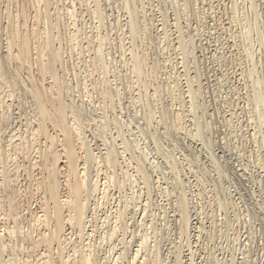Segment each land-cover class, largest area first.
<instances>
[{
    "label": "bare ground",
    "instance_id": "1",
    "mask_svg": "<svg viewBox=\"0 0 264 264\" xmlns=\"http://www.w3.org/2000/svg\"><path fill=\"white\" fill-rule=\"evenodd\" d=\"M159 1L172 6L173 23L168 8L157 9ZM214 1L0 0V264H198L193 237L216 235L202 223L194 226L193 218L207 212L191 191L205 182L246 236L232 238L226 261L205 247L201 264H256L252 244L264 227V174L247 165L264 170V148L259 151L252 117L240 121L233 105L224 113L211 90L203 59L217 55L207 51L201 31L206 5ZM120 11L129 21L123 23ZM88 13L94 31L91 21L78 24ZM169 26L176 28L172 38ZM66 35L71 48L62 45ZM93 43L94 57L75 59ZM91 68L100 71L99 80ZM262 90L255 92L257 103ZM163 140L180 151L186 167L178 154L160 148ZM214 217L208 218L216 226Z\"/></svg>",
    "mask_w": 264,
    "mask_h": 264
},
{
    "label": "rangeland",
    "instance_id": "2",
    "mask_svg": "<svg viewBox=\"0 0 264 264\" xmlns=\"http://www.w3.org/2000/svg\"><path fill=\"white\" fill-rule=\"evenodd\" d=\"M155 1V0H154ZM217 1V2H216ZM214 1V3L212 4V8L209 7V5H206V9L209 8L208 10H206L207 12L209 11V13L207 14V18L206 20L204 19L205 21V25L206 27H204V30L202 29L201 33L204 35V37H207L209 40L208 42L209 45L208 47L212 50H207L209 51L210 53H214L215 57L217 58H211L210 55H208L207 57H204V63L206 65V68L208 70V76H209V80H211L210 84L211 85V90L215 93V89H216V92L218 93H215L217 94V99L219 97V99L217 100L218 101V104L220 105V108L221 110L225 109L224 110V113L226 114H229L231 111V106L233 105L234 107L232 108H235L237 109L236 111V114H238V117H240V121H243L244 123H246V121H244L245 119H248L250 120V118L252 117V121L251 123H253L252 125L256 126L254 127L253 131H255L257 135V145L259 146V151L261 150V148H264V100L263 101H260V103L254 101L256 100V98L254 99V95L256 97V93L261 95L263 92H261L260 90L264 91V0H216ZM262 1V3H261ZM160 2V1H159ZM104 3V2H103ZM162 2L160 3H156L157 4V9L160 10V7L163 8L166 10L167 8V12H169L167 15V18L169 20H171V23H173L175 20H172L171 18H175L174 16V12H173V8L170 4H166L164 1L163 3L164 4H161ZM223 3V4H222ZM215 4V5H214ZM238 4V5H236ZM255 6H254V5ZM78 7H81L77 4ZM159 6V7H158ZM165 6V7H164ZM257 6V7H256ZM259 6V7H258ZM77 7V8H78ZM171 7V8H170ZM170 8V9H169ZM234 8H236V10H234ZM238 9V10H237ZM79 12L81 13H84L86 10H83V8L79 9ZM83 10V11H81ZM159 10L157 12H154L156 18H160V16H162V13L160 14ZM263 10V11H262ZM222 11V12H221ZM211 13V14H210ZM89 15L87 14H84V19L86 18V20L82 19L80 21V23L78 24H82L81 22L84 23V21L86 22H90L89 24H87V26H90L92 27V30L94 31V25H96V20L92 19V17L90 16V13H88ZM181 14V13H180ZM179 14V16H180ZM117 15V13L115 12L114 13V16ZM119 15L122 16V19H123V23L129 21V18H127V16H125L126 14H124V12H119ZM170 15V17H169ZM212 15V16H211ZM225 15V16H224ZM257 15V16H256ZM183 16H185L184 14H181L180 18H182ZM209 16V17H208ZM231 16V17H230ZM186 17V16H185ZM185 17L182 18L180 21V23L183 25V23L185 22ZM257 17V18H256ZM82 17H80L81 19ZM89 18H91L90 20H88ZM232 18V19H230ZM229 19V20H228ZM263 19V20H262ZM209 20V21H208ZM242 20V21H241ZM184 21V22H183ZM65 22V19L61 20V24H60V29H61V32H63L62 34L64 35L65 32H66V23ZM246 22V23H245ZM208 23V24H207ZM258 23V24H257ZM85 24V23H84ZM229 25V26H228ZM223 26V27H222ZM82 27V26H81ZM126 27L127 26H124V29L125 31L123 30V33L124 35L126 34V36H129L126 32ZM172 27V28H171ZM203 27V26H202ZM258 27V28H257ZM153 28V27H152ZM151 28V31L156 32L154 34H157V31L156 30H152ZM170 28V33H171V30H175L176 28H174V26H169ZM253 28V29H252ZM206 30V31H205ZM253 30V31H252ZM249 31V32H248ZM261 31V32H260ZM220 32V33H219ZM243 32V33H242ZM106 33V31H105ZM176 32H172L171 33V38L174 37L173 34H175ZM232 33V34H231ZM256 33V34H255ZM258 33V34H257ZM262 33V34H261ZM177 34V33H176ZM175 34V35H176ZM206 34V35H205ZM68 35H66V40L69 41V43L65 40L64 42V39H63V42H62V45H64V48L68 47V48H71V42H70V37H67ZM211 37V38H210ZM232 37V38H231ZM65 38V35L64 37ZM127 38V41L126 43L128 42V37ZM213 39V41H212ZM205 41V40H204ZM236 41V42H235ZM67 42V43H66ZM130 42V41H129ZM65 43V44H64ZM85 43V42H84ZM140 43L139 40L136 41L135 43V46H138V44ZM68 44V45H66ZM94 44V46H92ZM91 45H89L88 47L89 50H88V47L84 48L82 47L81 49V55L80 53L78 54L79 57H75V59H78V60H83L82 59L83 57L85 58V60H90L92 57H94V54L96 53L95 52V49H96V45L95 43H93ZM131 45V43H129ZM128 44V45H129ZM81 45V44H80ZM85 46L87 45V43L84 44ZM226 45V46H225ZM223 46V47H222ZM93 49V52H92V49ZM226 48V49H225ZM247 50V51H246ZM91 53H90V52ZM173 51V50H172ZM172 51H170V53H172ZM88 52V53H87ZM252 53V54H251ZM88 55V56H87ZM90 55V56H89ZM96 55V54H95ZM248 55V56H247ZM77 56V55H76ZM81 56V57H80ZM172 59H173V62L178 60L177 58L178 57H181V55H174L172 54ZM175 58H174V57ZM210 56V57H209ZM87 57V58H86ZM89 57V58H88ZM219 57V58H218ZM249 57V58H248ZM207 58V59H206ZM253 58V59H252ZM220 59V60H219ZM260 59V60H259ZM227 60V61H226ZM252 60V61H251ZM180 61V59L178 60ZM230 61V62H229ZM254 61V62H253ZM256 61V62H255ZM261 62V64H260ZM222 63V64H221ZM258 63V64H257ZM193 65V64H191ZM190 65V66H191ZM234 66V67H233ZM172 67L171 64L169 66V68ZM254 67V68H253ZM84 69L85 70V67L83 66H80L78 69ZM226 70H225V69ZM247 68V69H246ZM256 68V69H255ZM80 69V70H81ZM224 69V70H223ZM232 69V70H231ZM255 69V70H254ZM82 72V76H85V72ZM91 70H93V68H91ZM93 70L94 72H92V77H94L93 79L94 80H99L100 79V71L99 70ZM211 70V71H210ZM82 71V70H81ZM224 71V72H223ZM247 71V72H246ZM261 71V72H260ZM98 72V74H97ZM227 72V73H226ZM249 72V73H248ZM259 72V73H257ZM96 73V74H95ZM232 73V74H231ZM235 73V74H234ZM230 74V75H229ZM96 77V78H95ZM99 77V79H98ZM90 78V76L88 77ZM113 78V77H112ZM213 78V79H212ZM254 79V80H253ZM204 81H206V79H204ZM214 82V83H213ZM242 82V83H241ZM258 82V83H257ZM218 83V84H216ZM260 83V84H259ZM259 84V85H258ZM213 86V87H212ZM232 86H235V87H232ZM255 86V87H254ZM257 86V87H256ZM220 87V88H219ZM261 87V88H260ZM214 88V89H213ZM222 88V89H221ZM260 88V89H259ZM237 89V90H235ZM218 90V91H217ZM222 90V92H220ZM253 90V91H252ZM136 91H139V90H136ZM232 91V92H231ZM235 91V92H233ZM220 92V93H219ZM224 92V93H223ZM253 92V93H252ZM256 92V93H255ZM234 93V94H233ZM239 94V95H238ZM244 94V95H243ZM253 95V96H252ZM263 95V94H262ZM222 96H224L222 98ZM230 96V97H229ZM245 96V97H244ZM258 96V95H257ZM236 97V98H235ZM95 100H96V103L100 102V100H98L97 96L94 97ZM234 98V99H233ZM221 99H222V102H221ZM228 99V100H227ZM240 101L238 102L237 101ZM252 99V100H251ZM98 100V101H97ZM220 100V101H219ZM233 100V101H232ZM236 100V102H235ZM223 101H224V104H223ZM227 101V102H226ZM234 102L231 103V102ZM244 101V102H243ZM238 102V103H237ZM222 103V105H221ZM247 103V104H246ZM139 104V103H138ZM229 104V105H228ZM236 104H238L237 106H239V108L236 106ZM217 105V106H219ZM226 107H225V106ZM248 105V106H247ZM259 105V106H258ZM104 106V104H103ZM250 106V107H249ZM230 107V108H229ZM229 108V110H228ZM239 109V110H238ZM241 109V110H240ZM244 112H243V111ZM253 110V111H252ZM226 111V112H225ZM112 112V113H111ZM254 112V113H253ZM256 113V114H255ZM109 114L113 115V111H110ZM261 117V118H260ZM235 119V118H234ZM242 119V120H241ZM255 120V122H253ZM258 120V121H257ZM236 119H235V124L234 126H236L238 124H236ZM243 122L240 123L243 125ZM259 123V125H262L259 127V125L257 123ZM250 123V124H251ZM256 125H255V124ZM155 125V124H154ZM241 125V127H242ZM252 127V128H253ZM257 127H258V131H257ZM236 128V127H235ZM234 128V129H235ZM243 128V127H242ZM251 128V127H250ZM239 130V127H237V129H235V131ZM246 132V131H245ZM258 132V133H257ZM90 133V132H88ZM259 137V138H258ZM151 138L149 140H147V142L149 143V145L151 147H153V143H152V140ZM263 141V142H262ZM259 142H260V145H259ZM101 143V141H100ZM162 143V144H161ZM171 141L169 140L168 141H161L160 142V148L162 147V149H165L166 151L168 150L169 153H171L170 149H174V148H169V147H172L171 145ZM263 144V145H262ZM250 145V144H249ZM173 152L172 153H175L178 157V161L179 163L183 162V166H185V161L183 160V156H181V153L179 150H172ZM175 151V152H174ZM263 151L264 153V149H262L260 151V153ZM217 152L219 153V149H217ZM161 155V156H160ZM261 155H263L264 157V154L261 153ZM155 156L159 158L160 161H163V164L168 168L169 166H167V164H165V161L163 160L162 158V153H156ZM180 157V158H179ZM241 159V160H240ZM240 160V161H239ZM181 161V162H180ZM239 161V162H238ZM237 164L240 163V165H242V163H246L247 164V161L243 160L242 158H237L236 160ZM250 164V165H249ZM247 165L248 167V172H255L256 173H261V175L264 174V170L262 169H257L255 167H253L254 165L252 163H249ZM239 165V164H238ZM187 166V165H186ZM185 166V167H186ZM241 166H239L240 168ZM251 168V170H250ZM257 169V170H256ZM250 170V171H249ZM262 170V171H260ZM263 173V174H262ZM213 174V173H212ZM169 175V176H168ZM264 176V175H263ZM167 177L168 178V181L170 182L169 183V186L171 187L172 185V177H173V173L171 172V170H168V173H167ZM188 177H190L192 184L195 183V177L192 176V174H188ZM164 179L161 180V183L162 185L165 184V187H166V183H163ZM208 183V182H205V184ZM248 183V182H247ZM198 185V186H194L192 188V191L194 194H196L195 196V202L194 203H198L197 207L199 206H205V211L204 212H207L206 214H202V220H198L197 218H193L194 219V225L195 227L197 225H200L201 223L203 224V226H205L206 230L209 231L208 233H211L212 231H214V233H216V235L214 234V236L212 238H208L207 237H204L202 236L199 241H196V239L193 237V241L195 242L194 244V259H196L197 263L198 264H201V261L203 259V256H204V250L206 248H209L210 250H212V252H214L217 257L219 258V260L223 261V260H229L231 258V255L233 253V249L231 248V244H233L234 241H232V238L237 234V236L239 235V237L241 236V240L245 238L246 234L244 233L245 231V227L242 225L243 223L242 222H238L237 223V219L234 218V215L233 212L231 211V209H229L228 211H226L225 209H221V207L218 205V203L216 202V193L215 191L212 189L211 191L208 189V188H212L210 184H206V185ZM210 185V186H209ZM249 185H251V187H253V189L255 188L256 190L258 189L255 185L249 183ZM199 186H202V187H199ZM205 186V187H204ZM207 188V190L209 191H205L204 188ZM172 188V187H171ZM233 188V187H232ZM199 189V191H198ZM172 190V189H171ZM198 191V192H197ZM203 191V193H202ZM197 192V193H195ZM198 193H202V196L201 195H198L197 197V194ZM213 193V194H212ZM233 193H236L235 191H233ZM205 194V196H203ZM209 194V195H208ZM174 195V194H172ZM170 195V196H172ZM212 195V196H211ZM169 196V202L172 200L174 201V197L175 195L173 196V198H171ZM209 196V197H208ZM238 196V195H237ZM236 196V197H237ZM202 197V198H201ZM204 197V198H203ZM214 197V200L213 198ZM197 198V199H196ZM201 198V199H200ZM209 198H211L209 200ZM216 198V199H215ZM197 200V201H196ZM201 201V202H200ZM209 201V202H208ZM213 203V204H212ZM200 204V205H199ZM211 205V207H209ZM220 208H219V207ZM218 207V208H217ZM215 208V209H214ZM210 209H214L215 210V213L213 215H210V212L212 213V210ZM218 209H220L218 211ZM230 211V213H229ZM226 212V213H224ZM209 213V214H208ZM217 213V214H216ZM228 213V215H227ZM208 214V215H207ZM216 214V215H215ZM226 215H227V218L229 217L232 221L231 223H233L232 228H228L227 227V223H224L226 221ZM251 215V214H250ZM206 216V217H205ZM214 217L215 219V223L218 221V224L216 223V226H214L213 224H210L211 223V220L208 218V217ZM221 216V217H220ZM252 216V215H251ZM217 217V218H216ZM250 217V216H248ZM247 217V218H248ZM208 218V219H207ZM220 218V219H219ZM234 220H233V219ZM225 219V220H224ZM201 221V222H199ZM204 221V222H203ZM210 221V222H209ZM243 221V220H242ZM174 222V221H173ZM196 222V223H195ZM221 222V223H220ZM223 222V223H222ZM172 223V222H170ZM213 225V226H212ZM224 225V226H223ZM257 227L261 226L260 224H255ZM195 227H193L195 229ZM226 227L228 228L226 230ZM236 227V228H235ZM234 228V229H233ZM260 228V227H259ZM209 229V230H208ZM222 231H221V230ZM264 229V227H261L260 231ZM195 231V230H193ZM211 231V232H210ZM217 231H219L217 233ZM236 231V232H235ZM260 231H256L255 230V233L256 235H254V238L255 240H253V244L252 246H254L253 248L255 249V255L257 253L258 257H256V264H264V233ZM242 232V233H241ZM194 233V232H193ZM229 233V234H228ZM218 234V235H217ZM225 234H226V237L225 238ZM259 234V235H258ZM228 237H231V238H228ZM207 238V239H206ZM259 238V239H258ZM202 239V240H201ZM215 239V240H214ZM217 239V240H216ZM222 239V240H221ZM228 239V240H226ZM201 240V241H200ZM208 240V241H207ZM232 241V242H231ZM197 243V244H196ZM261 243V244H260ZM256 244V245H255ZM220 245V246H219ZM259 246V247H258ZM206 247V248H205ZM233 247V246H232ZM197 248V249H196ZM260 248V249H259ZM217 249V250H216ZM232 249V250H231ZM257 249V250H256ZM197 250V251H196ZM262 250V251H261ZM187 253H185V255L188 253H190V251H186ZM238 252V253H237ZM235 252V256L237 257L236 261H240L241 260V254H240V251H237ZM256 255V256H257ZM202 258V259H201ZM239 259V260H238ZM258 259V261H257ZM200 261V262H199ZM214 263V262H213Z\"/></svg>",
    "mask_w": 264,
    "mask_h": 264
}]
</instances>
